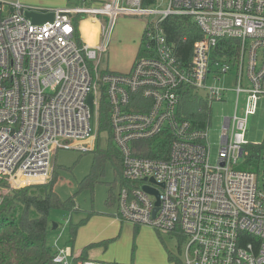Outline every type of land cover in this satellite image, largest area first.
<instances>
[{"label":"built area","instance_id":"1","mask_svg":"<svg viewBox=\"0 0 264 264\" xmlns=\"http://www.w3.org/2000/svg\"><path fill=\"white\" fill-rule=\"evenodd\" d=\"M73 1L40 8L0 0V178L9 191L46 183L59 148L93 151L106 106L108 136L121 157L117 217L177 237L183 254L173 264H264V145L248 166L247 147L263 143L244 137L264 97V0H167L164 9L142 0ZM26 10L53 19L33 24ZM120 14L154 18L144 23L129 69L103 70ZM172 14L190 16L201 31L189 61L160 26ZM230 73L232 90L245 94L244 113L235 108L223 117L211 163V108L227 89L209 83ZM183 96L203 102L199 121L179 113ZM153 140H162L165 155L143 154ZM240 160L248 169L235 168ZM56 251L54 261L66 264L70 248Z\"/></svg>","mask_w":264,"mask_h":264},{"label":"rangeland","instance_id":"2","mask_svg":"<svg viewBox=\"0 0 264 264\" xmlns=\"http://www.w3.org/2000/svg\"><path fill=\"white\" fill-rule=\"evenodd\" d=\"M69 1L68 4L76 3L73 0ZM102 1L91 0L95 7L101 6ZM34 5H40V3L36 2ZM166 6L167 0H156L154 3V7L158 9H164ZM153 18L154 16L151 14L148 16L118 15L108 51L102 54L99 67L113 72L127 71L139 49L144 23ZM85 30L86 27L80 28V34L84 37L87 34ZM232 73L224 79L209 83V85L222 86L227 89L223 92L222 101L213 102L211 108V121L208 126L211 163H215L217 160L223 117L232 116L235 108L238 116H243L244 113L245 94L237 95L232 90L235 87ZM243 84L246 85L245 80H243ZM236 105L237 107H235ZM198 117L202 118L203 114L198 113ZM92 130L94 134L93 120ZM244 137L249 143H264V97L258 100L255 113L247 117ZM99 140L101 148L108 147L106 131H99ZM94 156L92 151L81 152L63 148H59L55 153L49 179L44 184H49L55 179L52 182L53 191L61 201L66 202L71 198L75 202L76 209L51 208L48 210L47 216L42 212L38 213L37 217L43 222L48 221L47 240L51 249L69 247L72 253L67 256L66 264H73L72 258L85 245L110 238L107 239L106 248L93 246L88 251L89 255L101 261L123 264H173L168 259L169 252L181 259L184 244L177 237L169 233L158 232L148 225L121 222L115 214L116 206L105 204V199L110 195L112 198L116 195L120 180L112 162L102 163L100 171L91 185H84V180L91 171ZM235 168L248 169L243 165L242 160ZM1 184H4L5 187L0 186V198L1 195L9 191V185L5 179L0 178ZM19 189L13 190L12 194ZM41 191H45V189L32 188L29 193L38 194ZM22 206L25 208L27 205ZM28 209L29 211L35 210L32 206H29ZM54 223L56 227H54ZM74 228L75 232L72 231Z\"/></svg>","mask_w":264,"mask_h":264},{"label":"trees","instance_id":"3","mask_svg":"<svg viewBox=\"0 0 264 264\" xmlns=\"http://www.w3.org/2000/svg\"><path fill=\"white\" fill-rule=\"evenodd\" d=\"M156 0H142L143 6L154 5ZM167 39L175 45V52L182 61H189L193 43L201 37V31L188 15L172 14L160 22ZM203 102L198 101L193 96H183V101L179 105V113L190 118L193 122L198 120V108L203 106ZM183 105V106H182ZM108 109L104 106L100 113V131H109ZM108 134V132H107ZM99 136V135H98ZM108 147L101 148L99 137L96 147L93 149L94 162L90 173L84 180V185H91L100 171L104 162H112L117 169L118 175L121 172V157L119 150L114 146L111 138L108 136ZM162 140H153L142 147L145 156L160 157L163 150ZM263 145H249L247 148L248 166H255L259 162V154ZM247 163V164H248ZM55 180V179H54ZM53 180V181H54ZM44 185H31L20 188L14 192L15 200L18 204L10 203V206L4 203L0 204V264H62L54 261L56 250H52L48 245L47 227L48 221L37 217L38 212L48 215L51 208L76 209L75 202L70 198L66 202L61 201L58 195L53 191L52 182ZM0 186H4L1 184ZM32 188H44L38 194H30ZM13 191L9 193L12 194ZM3 195H1L2 197ZM10 200V199H9ZM8 200L6 199V202ZM107 206H116V195L112 198L110 195L105 199ZM22 205H27L23 208ZM32 206L35 210L29 211L28 207ZM16 208H18L16 210ZM14 210L18 211L17 213ZM48 218V217H47ZM75 232V228L72 229ZM108 240L93 242L83 247L80 253L72 258L73 264H111L114 262H104L101 260H90L88 250L93 246L107 247ZM173 255L169 252L168 259L171 261Z\"/></svg>","mask_w":264,"mask_h":264},{"label":"crops","instance_id":"4","mask_svg":"<svg viewBox=\"0 0 264 264\" xmlns=\"http://www.w3.org/2000/svg\"><path fill=\"white\" fill-rule=\"evenodd\" d=\"M20 1V3H22V4H25V5H28V4H31V6H38V7H40V8H55V7H62V6H67V5H70V4H68V3H70V1L69 0H18V2ZM22 1V2H21ZM94 1V0H93ZM106 1H108V0H106ZM12 2H15V1H12ZM36 2H38V3H40V5H34ZM102 2H105V0H103ZM43 6V7H42ZM91 23V22H90ZM84 28V27H83ZM86 31H87V34H88V31H89V27H86ZM87 34H86V36H87ZM10 191H8V192H6V193H4L3 194V196L0 198L1 200H0V204L1 203H4L5 205H7V206H10V203H14V205H16V202H17V204H18V201H17V199L15 200V196L13 195V194H10L9 193ZM6 199L8 200L7 202H6ZM10 199V200H9ZM18 208H16V210H17ZM16 210H14V212L15 213H17L18 211H16ZM36 211V210H35ZM38 213H40V212H38ZM116 214V213H115ZM121 221V220H120ZM122 222V221H121ZM113 237V236H112ZM107 239H110V238H107ZM107 239H102V240H107ZM102 240H100V241H102ZM113 240V239H112ZM97 242H99V241H97ZM91 243H93V242H91ZM90 244V243H89ZM88 245V244H87ZM86 246V245H85ZM104 248H106V247H104ZM91 249V248H90ZM80 251H81V249H80ZM89 251V250H88ZM71 253H72V250H71ZM80 253V252H79ZM79 253H77V255L79 254ZM87 255H88V258L90 259V260H98V259H95V258H93V257H91L90 255H89V252L87 253ZM105 262V261H104ZM114 263H118V262H114Z\"/></svg>","mask_w":264,"mask_h":264},{"label":"water","instance_id":"5","mask_svg":"<svg viewBox=\"0 0 264 264\" xmlns=\"http://www.w3.org/2000/svg\"><path fill=\"white\" fill-rule=\"evenodd\" d=\"M25 16L30 18L31 22L33 24H40L42 22L45 21H51L53 19V13L52 12H47V13H43V12H37V11H25ZM88 102L91 103V97L88 98ZM145 190L154 193L157 196V191L155 189H152L150 187H144ZM158 200L156 201V205H158ZM54 227H56V224L54 223Z\"/></svg>","mask_w":264,"mask_h":264},{"label":"bare ground","instance_id":"6","mask_svg":"<svg viewBox=\"0 0 264 264\" xmlns=\"http://www.w3.org/2000/svg\"><path fill=\"white\" fill-rule=\"evenodd\" d=\"M83 27H90L89 22H85V23L83 24ZM85 32H87V31L85 30Z\"/></svg>","mask_w":264,"mask_h":264}]
</instances>
